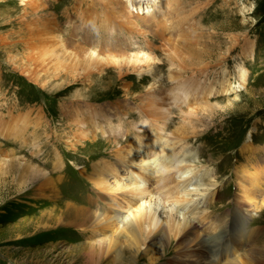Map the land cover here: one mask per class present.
<instances>
[{
  "label": "rangeland",
  "instance_id": "1",
  "mask_svg": "<svg viewBox=\"0 0 264 264\" xmlns=\"http://www.w3.org/2000/svg\"><path fill=\"white\" fill-rule=\"evenodd\" d=\"M92 1L88 6L86 1L81 3V0H46L43 7L32 8L30 3L25 5L20 0H0V36H6L4 40L0 39V264H133L131 259H137L135 264H160L167 263L177 249L184 247L180 240L187 230L173 240H164V249L158 246V249H151L148 255L144 254V243L139 252L133 250L136 247L130 248V244L124 243L126 238L123 235L125 222L130 218L129 211L111 205L115 204L113 198H122V193H114L112 189L104 190L113 187L119 178L103 172L104 177L109 178L108 183H102V188L93 183L97 177V165L115 161L114 149L121 147V143L117 144L114 140L115 135L119 134L116 123L122 124L126 133L132 137L138 133L131 128V124L132 121H140L142 117L139 114V100H144L142 96L139 93L126 95L122 91L109 94L103 92L104 88L101 87L105 83L101 84L99 81L98 68L92 69L91 79L84 77L78 81H71L64 74L59 77L50 75L41 69L34 45L24 39L25 34L27 35L26 26L34 22L36 30L38 25L46 21L45 14L56 15L60 33L63 32L65 36L66 30L71 26L75 27L76 33L78 26L79 30L94 34L95 30L89 31L88 23L82 20L84 16L81 10L88 9V15L92 10L101 14L106 12V9L102 7L100 0ZM170 2L158 7L157 13L162 16L161 26L153 28L154 25H149L145 29L150 33L151 48L157 47L154 52L162 59H165L167 48L173 51L183 48L184 58L190 64L206 62L210 66L209 71L226 69L229 88L209 95V99L204 97L206 95L196 96L188 104L175 107L176 104L171 102L173 99L168 91L173 86V81L168 79V66L156 68L151 72L135 73L137 78L148 77L143 85L151 79L153 81L155 77L159 84L162 83L161 87L165 86L158 98L161 97L160 102L166 104L164 113L169 116V130H174L184 121L185 125L192 127L186 136L189 137L190 146L198 150L197 162L193 167L197 170L206 168L207 171H202L204 179L199 189H194L189 196L192 201L188 203V210L194 209L191 214L185 212L180 205L177 208L172 202H164L159 198L155 193L158 185L153 182L148 184L150 190L146 196H136L134 200H139L137 203L130 200L132 206L148 200L147 205L149 202L155 205L160 219L164 221L171 212L177 218L186 220L195 215L196 218L201 217V235L192 236L188 241L190 245H197L202 239L209 244L208 241L221 231L222 226L217 224L220 218H223L224 223L230 222L228 231L221 237L220 243L211 241L208 249L218 250L224 255V260L230 263L244 252V261L245 253L250 247L264 251V185L261 184L264 183V0ZM157 13L144 12L141 19L148 22ZM108 14L112 18V14ZM190 18L197 24L192 23L183 31L175 29L177 21L184 19V23L188 24L191 23ZM122 36L119 32L113 35L114 38ZM251 40L254 41L252 55L248 49ZM146 45L142 39L135 36L123 46L130 52H136L139 49L147 50ZM244 51L247 57L243 58ZM221 53H224V60L220 58ZM241 62L247 70L246 79L242 82L238 78ZM111 74L116 75L115 72L109 73ZM91 80H94L93 83H89ZM115 84H118V81ZM132 84H136L135 79ZM86 88L91 91L83 95L76 94L78 89L84 91ZM166 98L171 99L168 101ZM86 107H103L104 110L111 111L113 125L106 127L100 121L99 128L98 125L94 127V124L91 129L94 134L90 135L96 137L95 139L86 138L81 143H73V140L68 139V135H73L74 139L81 137L72 133L76 127L68 123L69 113L72 108H81L79 114L85 115ZM182 108L184 110H180ZM186 110L190 113L184 116L183 112ZM38 114L39 118L42 116L41 120L37 118ZM20 116L24 118V122L20 124L12 122V125L4 126L2 122V117L9 122L13 121L12 117L16 119ZM16 127L20 128L19 131ZM153 131L154 129H142L140 133L145 137ZM249 132L253 137V159L256 164L247 165L245 169L250 172L248 177L252 179V176H255L261 185L255 186L251 202L245 200L251 205L246 206L250 215L241 218L235 216L238 201L242 199L240 194L243 193L236 184L235 173L236 166L241 165L244 168V164L248 163L247 154L241 152ZM128 134L119 137L124 141ZM104 137L110 141H106ZM126 143L127 140L124 144ZM56 150L63 159L61 168L56 164ZM134 152L137 158H141L138 151ZM25 162L51 175L52 181L57 189L59 188V199L53 192L40 193L39 197L37 196L36 188L42 181V175L31 176L24 167ZM117 174L121 178L120 181L132 177V173L125 168H119ZM155 176L156 174L152 177ZM244 184L249 186L247 182ZM101 193L104 197L100 198ZM126 196L129 199L130 196ZM182 203L185 204L184 201ZM74 205L86 208L80 212L82 217L78 218L73 210ZM111 206L115 210H112ZM233 218L234 227H242L247 235L243 250L227 242L235 234L231 230ZM76 220L83 223L80 222L78 227ZM196 221H199V218ZM251 232L253 235L249 236ZM111 239L117 246H110ZM117 247L122 250V257L116 256ZM161 249L163 252L168 250L167 255L163 254L166 256L161 261L148 259L150 256H161ZM222 259L223 257L221 261Z\"/></svg>",
  "mask_w": 264,
  "mask_h": 264
},
{
  "label": "bare ground",
  "instance_id": "2",
  "mask_svg": "<svg viewBox=\"0 0 264 264\" xmlns=\"http://www.w3.org/2000/svg\"><path fill=\"white\" fill-rule=\"evenodd\" d=\"M20 1L24 2L25 5L30 3L32 8L35 6L41 8L43 7L46 0ZM85 1L89 6V2L92 0H81V3ZM100 1L103 4L102 7L106 9V12L104 13L98 14L96 10H92L87 15L88 9L81 10V14L84 16L82 17V20L85 23H88L89 27L87 29L89 31L95 30L94 34H90L88 31L79 30L78 26L76 27L78 30L76 33L75 27L71 26L66 30L67 36H65L63 32L60 33L61 29L58 27L59 24L56 15L45 14L46 21H43L44 24L38 25L36 30L34 29V22H30L26 26L27 35L25 34L24 39L26 42L34 45V49L37 50L38 54L37 59H39L42 66L41 69L49 72L50 75L59 77L64 74L68 76L71 81H78L82 80L84 77L91 79L93 73L92 69L98 68L99 70L97 72L99 74V81L101 84L105 83V85L101 87L104 88L103 92L109 94L122 91L126 95L139 93L144 99L143 101L139 100V114L142 116L140 117V121H132V124L130 123L131 128L135 129L138 133L132 137L130 134L126 133V129L122 124H119L118 122L116 123V126L119 127V134L117 133L115 135L114 140L117 144L119 142L121 143V147L114 149L116 160L106 162L104 165L98 164L96 168L97 177H95L96 175L94 176L95 180L93 182L97 187L99 186V188L104 186L101 185L102 183L107 184L109 178L104 177L103 172H107V174L119 178L117 182L114 183L113 187L104 188V190L112 189L114 193L121 191L122 198L118 200L117 198H113L115 200V204L111 205H116L118 208H126L129 211L128 216L130 218L127 222H125L123 232V235H125L126 238L124 243L130 244V248L136 247L135 249L132 248L136 252L142 250L141 246L142 243H144L146 244L144 254L148 255V252L151 249H158V246L162 248L164 240H173L174 237L182 235L181 233L187 230L185 234L181 236L180 240V244L184 245V247L177 249L178 251L171 255L167 263L164 262L160 264H264V251H257L253 247H250L247 250V253H245L246 258L244 261V252H242V254L238 258L233 259L231 263L225 261L224 255L218 252V250H213L212 248L208 249L211 241L220 243L221 237L226 231H228L230 222L226 221L224 223L223 218H220V222L217 224L222 226L221 231L216 236L212 235L213 238L212 240L208 241L209 244L205 239H202L197 245H190L188 244V241L192 236L201 235L199 232V226L201 223L200 221L202 220L201 217H198L199 221H196L198 220V218L195 217L196 215L194 217L190 215L193 218L190 217V220H186L185 218H177V216L171 212L167 220L164 221L160 219L155 205H151L150 202L147 205L148 200H143V202H140L136 206H132V201H135L134 199L136 196L147 195L150 190L148 184L153 182L154 184L158 185L155 193H157L159 198L163 199L164 202H172L173 206H176L177 208L180 205V207L185 212H189L191 214L194 209L188 210V203L192 201L191 197L189 196H191L194 189H199L201 181L204 179L203 172L207 171L206 168L197 170V168L193 167L197 162L196 157L198 156V150L195 149L194 146H190L191 144L188 142L189 137L186 136V133H188L192 127L185 125L184 121V123L178 122L179 125H177L174 130H169L167 122V118H169V116L164 113V110H166V104L160 102V96V99L158 98V95L165 89V86L161 87L162 83L159 84L155 77L153 78V81H151V79L148 81L149 83L147 82V84L143 85V82L147 81L148 77L142 76L141 78H137L135 73L141 74L144 71L151 72L156 68L168 66V79H170L171 82L173 81V86H171L168 91L170 92L171 98L173 99L171 102L175 103V107H177L181 106L182 104H188L190 100L196 96L202 97L203 95H206L204 97L209 99V95L214 93L217 94L220 91L229 88L227 86L229 83L225 74L227 70L222 69L220 71H209L210 66L206 62H195L190 64V62L184 58L185 52L183 48H179L175 51L171 50V48H167L166 50H168V52L165 54V59L160 58V56L154 52L157 51L158 48H151L150 33H148L145 29H147L146 27L149 25H154L153 28L161 26L162 19L160 18H162V16L160 13H157L158 7L160 4L167 5L170 0ZM173 1L174 0H172L170 3ZM25 8L26 6L23 7V9ZM108 12L112 14V18L109 16ZM144 12L147 14L156 12L157 14L152 17L150 21L145 22L141 19V14ZM7 16L10 17L11 15ZM192 18H190L191 23L188 22V24H185L183 21L187 18H184L182 21H177L178 24L175 26V29L178 31L186 30L187 26L189 27L193 23L191 21ZM194 24L196 25L197 22L193 23V25ZM118 32L119 35L121 34L123 36L120 38H114L113 35L118 34ZM167 35H169V31ZM3 36L4 35L0 36L1 40H4L6 37ZM135 36L137 39L140 38L144 43L147 44V50L139 49L136 52H130L128 51L127 47L123 46L127 45V42L131 40L132 37L134 39ZM249 46L250 47L248 48L247 46V48L249 49V54L252 55L254 52V41H249ZM221 55L222 56L220 58L224 60V53H221ZM188 56L190 57V54ZM244 56L247 57L245 51L243 58ZM180 58H183L182 61L178 60ZM242 63L243 62H241L240 66L238 67V78L241 82L244 81L247 76V70ZM100 64L105 66H100ZM108 67L111 68L107 69ZM109 73H113L114 75H109ZM134 79L136 84H132ZM93 81L94 80H91L89 83H93ZM116 81H118V84L121 85L115 84ZM42 85L45 86V83ZM92 87H94V85H92ZM90 91L91 89L89 88H86L84 91L78 89L76 94L83 95ZM170 99L166 98L168 101ZM85 109V115L79 114V111H82L81 108H72L69 113L70 119L68 120V123L76 127L75 132L72 133L75 134L74 136L81 137L80 139H74L73 135H71L72 138L68 135V139L73 140V143H81L85 141L86 138L95 139L96 137H92L90 135L93 133L91 129L94 124V127L98 125L97 127L99 128L100 121L106 127L113 125L111 121V111H106L103 107H86ZM180 110L184 109L182 108ZM128 113L126 112V114ZM189 113V110L183 112L184 116ZM4 117H2L4 126L12 125V122H15L16 124L24 122V118L21 116L17 117L16 119L12 117L13 121L9 122L8 119H4ZM41 117L42 116L39 118L38 114L37 118L39 120H41ZM98 117L99 120H97ZM13 125L15 126V124ZM100 125L102 124L100 123ZM16 129L18 128L16 127ZM19 129L17 131H19ZM142 129H147L148 131H152V129H154V131L152 133L149 132L144 137L140 133ZM106 133H108L107 130ZM127 134L128 137H126L124 141L119 137V135L124 137ZM111 137L113 138L112 135ZM104 139L106 141L109 140V138L105 137ZM246 139L247 140L245 141V144L242 146L241 153L247 154L248 163L244 164V168L241 165H238L240 167L236 166L237 172L235 173L237 178L236 184L239 188V191L243 192L240 194L242 199H240V201H238L239 199L237 200L238 210L235 216H241V218H246L248 215H250L248 214L246 206L251 205L246 203L245 200L248 199V201L251 202L253 199V193L256 190L255 186L258 187L261 184L264 185V183L260 184V182H257L255 176H252V179L248 177L250 176V172L245 169L247 168L246 166H254L256 162L253 159L255 157L253 155L255 148L252 144L253 137L251 132L247 134ZM126 140L127 143L124 144ZM134 150L140 153L141 158H137V154H135ZM55 158L56 164L59 166V168L63 167L61 166L63 165V159L58 150L55 151ZM24 167H26V171L33 177L42 175V181L37 185L36 188L38 191V197L40 193L47 194L48 192H53L56 198L59 197V188L57 189L55 183L52 181L51 175H49L47 171L38 170L37 167L33 166L29 162H25ZM119 168H125L128 170V172L130 171L132 173V177L128 179L125 178L127 179L126 181H120L121 178L119 177V174H117ZM155 174L156 176L152 177ZM246 182L249 184V186L244 184ZM193 185L194 187H190ZM99 195L100 198L104 197L102 193ZM126 195L130 196L129 199L126 198ZM138 201H135V203ZM183 201L185 204L182 203ZM74 206L75 208L73 207V210H75L78 218L82 217L80 212L82 213L84 210H86V208H81V206L76 205ZM190 206L191 204H189V207ZM111 209L115 210L113 206H111ZM118 213L119 216L117 217L119 218L120 212L118 211ZM93 214L95 215V213ZM85 215L86 214H84V216ZM205 218H207V216ZM80 222L83 223V221H75L78 227ZM231 222V230H233L235 234L227 242L229 244L232 243V246L234 245L238 249H242L244 248V242L247 240V235L244 234L246 232H243L244 229L242 227H234V218L231 219ZM147 229H149L148 232H146ZM252 233L253 232H251L249 236H252ZM147 238H149L148 242L146 241ZM118 242L119 241H117V244ZM110 246H117L113 239H111ZM178 246L180 245L178 244ZM115 252H117V257L123 256L122 250H119L118 247L115 249ZM158 252L161 254L160 250ZM166 253H168L167 249H165L164 252L162 250L161 256H150L148 259L151 260L152 258L151 261L159 262L167 255ZM222 257L223 259L221 261ZM136 260L137 259H131L130 262L135 264V262H137Z\"/></svg>",
  "mask_w": 264,
  "mask_h": 264
}]
</instances>
